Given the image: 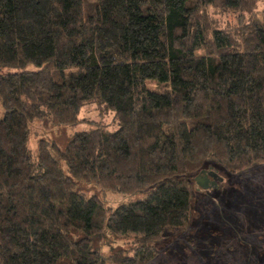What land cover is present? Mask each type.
Masks as SVG:
<instances>
[{
  "label": "trees",
  "instance_id": "obj_1",
  "mask_svg": "<svg viewBox=\"0 0 264 264\" xmlns=\"http://www.w3.org/2000/svg\"><path fill=\"white\" fill-rule=\"evenodd\" d=\"M259 1L0 0V67L18 70L0 74V264H150L191 225L206 164H264V18L220 28L207 10ZM90 102L118 129L42 139L33 155L31 122L75 126ZM76 181L148 192L114 208ZM119 238L131 242L97 245Z\"/></svg>",
  "mask_w": 264,
  "mask_h": 264
},
{
  "label": "rangeland",
  "instance_id": "obj_2",
  "mask_svg": "<svg viewBox=\"0 0 264 264\" xmlns=\"http://www.w3.org/2000/svg\"><path fill=\"white\" fill-rule=\"evenodd\" d=\"M207 10L220 28H235L253 16L263 19L264 0L259 1L251 14L214 7ZM28 69L36 68L31 65ZM15 71L18 70L0 67V74ZM147 85L152 90L166 89L153 80H147ZM3 115L4 108L0 106V117ZM79 120L77 125L67 127L52 126L44 120L31 122L29 147L33 155H39L42 139L55 140L64 146L76 132L98 125L110 130L119 127L114 112L97 102L85 104ZM62 168L69 174L66 163H62ZM205 168L214 171V179L220 185L209 189L195 178L191 225L182 232L168 233L160 241L159 254L150 264H264V164L239 174H231L215 163H208ZM75 189L87 196H99L114 208L142 199L148 192L125 195L84 181H76ZM129 242V238L111 243L104 239L97 245L104 253H110L117 247H127Z\"/></svg>",
  "mask_w": 264,
  "mask_h": 264
},
{
  "label": "water",
  "instance_id": "obj_3",
  "mask_svg": "<svg viewBox=\"0 0 264 264\" xmlns=\"http://www.w3.org/2000/svg\"><path fill=\"white\" fill-rule=\"evenodd\" d=\"M203 173H204V175L206 174L205 171H203ZM213 174L214 173L212 172L211 175L214 177ZM198 179H199V181H200V183H201L202 186H205V187H209L210 186V182H209L210 180L207 177V175L206 176H203V177L199 176Z\"/></svg>",
  "mask_w": 264,
  "mask_h": 264
},
{
  "label": "flooded vegetation",
  "instance_id": "obj_4",
  "mask_svg": "<svg viewBox=\"0 0 264 264\" xmlns=\"http://www.w3.org/2000/svg\"><path fill=\"white\" fill-rule=\"evenodd\" d=\"M211 173L212 172H209L208 174H205L204 176H206V175H207V177L209 176L208 178L210 180L209 181L210 182V185H214L215 184V179H214V177L211 176ZM201 177H203V176H201ZM211 178H213V179L211 180Z\"/></svg>",
  "mask_w": 264,
  "mask_h": 264
}]
</instances>
